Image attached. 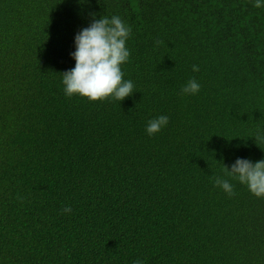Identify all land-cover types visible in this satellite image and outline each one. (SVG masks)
Instances as JSON below:
<instances>
[{"label": "trees", "instance_id": "obj_1", "mask_svg": "<svg viewBox=\"0 0 264 264\" xmlns=\"http://www.w3.org/2000/svg\"><path fill=\"white\" fill-rule=\"evenodd\" d=\"M90 13L130 25L120 101L63 92ZM257 134L254 0H0V264H264V196L222 166L264 156Z\"/></svg>", "mask_w": 264, "mask_h": 264}, {"label": "clouds", "instance_id": "obj_2", "mask_svg": "<svg viewBox=\"0 0 264 264\" xmlns=\"http://www.w3.org/2000/svg\"><path fill=\"white\" fill-rule=\"evenodd\" d=\"M86 2V0H78ZM256 7H264V0H254ZM93 17L87 26L80 28L73 35V51L69 53L74 65L61 74V84L66 96L73 94L88 100H103L112 97L118 101L131 95L134 91L133 82L123 79L121 64L127 62L129 49L125 42L130 35L131 28L119 15L89 14ZM197 71L196 65L192 66ZM200 84L195 79H188L179 90L180 94H195ZM168 122V116L161 114L150 118L145 124V132L152 135L159 132ZM255 141L264 142V135L252 137ZM223 166L226 176L245 185L256 196H264V156L251 161L237 157L229 165ZM214 186H218L227 195H233V184L229 179L217 176L213 179ZM65 213L71 208L65 206ZM132 264H144L142 259L133 260Z\"/></svg>", "mask_w": 264, "mask_h": 264}]
</instances>
